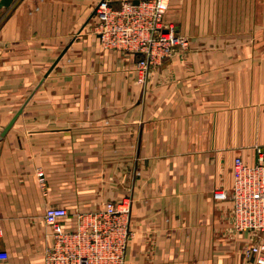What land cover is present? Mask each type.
Instances as JSON below:
<instances>
[{
    "label": "crops",
    "instance_id": "obj_1",
    "mask_svg": "<svg viewBox=\"0 0 264 264\" xmlns=\"http://www.w3.org/2000/svg\"><path fill=\"white\" fill-rule=\"evenodd\" d=\"M98 1L0 8V264H43L45 209L123 198L126 264H255L264 235L235 233L230 191L234 161L264 149V0H170L186 47L143 84L101 45Z\"/></svg>",
    "mask_w": 264,
    "mask_h": 264
},
{
    "label": "built area",
    "instance_id": "obj_2",
    "mask_svg": "<svg viewBox=\"0 0 264 264\" xmlns=\"http://www.w3.org/2000/svg\"><path fill=\"white\" fill-rule=\"evenodd\" d=\"M169 5L170 0H99L96 6L101 45L132 55L139 83H144L150 68L168 58L173 48L186 47L187 41L164 23ZM256 153L253 165L240 158L234 161L230 202L235 233L258 238L264 235V149L257 147ZM37 177L42 183V173ZM222 196L213 194L216 199ZM131 213L129 198L72 215L64 209H45L42 218L50 229V243L44 249L43 264H126ZM243 255L248 261L264 264V244L257 242ZM8 257L0 251V263Z\"/></svg>",
    "mask_w": 264,
    "mask_h": 264
},
{
    "label": "water",
    "instance_id": "obj_3",
    "mask_svg": "<svg viewBox=\"0 0 264 264\" xmlns=\"http://www.w3.org/2000/svg\"><path fill=\"white\" fill-rule=\"evenodd\" d=\"M14 0H0V8L3 7V8H8L12 5ZM136 4V2H135Z\"/></svg>",
    "mask_w": 264,
    "mask_h": 264
},
{
    "label": "rangeland",
    "instance_id": "obj_4",
    "mask_svg": "<svg viewBox=\"0 0 264 264\" xmlns=\"http://www.w3.org/2000/svg\"><path fill=\"white\" fill-rule=\"evenodd\" d=\"M176 36H178L177 33H176ZM179 37H180V36H179Z\"/></svg>",
    "mask_w": 264,
    "mask_h": 264
}]
</instances>
